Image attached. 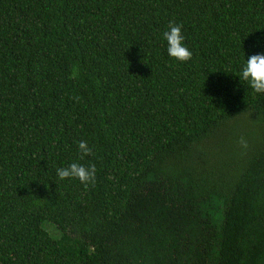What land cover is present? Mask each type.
<instances>
[{"label":"trees","instance_id":"1","mask_svg":"<svg viewBox=\"0 0 264 264\" xmlns=\"http://www.w3.org/2000/svg\"><path fill=\"white\" fill-rule=\"evenodd\" d=\"M257 53L264 0H0V264H264Z\"/></svg>","mask_w":264,"mask_h":264},{"label":"clouds","instance_id":"2","mask_svg":"<svg viewBox=\"0 0 264 264\" xmlns=\"http://www.w3.org/2000/svg\"><path fill=\"white\" fill-rule=\"evenodd\" d=\"M182 25L169 22L168 30L163 32V39L167 42V52L170 57L179 61H187L191 59L192 52L184 45V36L181 32ZM78 70L75 66L72 69L71 77L75 78ZM238 77L240 80L246 81L251 89L256 93H264V54L257 53L246 58L239 70ZM241 144L246 146L243 138ZM78 148L80 150V158L91 155L92 150L88 147L86 141H79ZM57 176L64 180L66 178H76L86 187L95 184L96 167L95 164H84L72 162L67 167L57 168Z\"/></svg>","mask_w":264,"mask_h":264},{"label":"rangeland","instance_id":"3","mask_svg":"<svg viewBox=\"0 0 264 264\" xmlns=\"http://www.w3.org/2000/svg\"><path fill=\"white\" fill-rule=\"evenodd\" d=\"M44 228H46L49 231V228L51 227V225L49 223H44ZM50 232V231H49Z\"/></svg>","mask_w":264,"mask_h":264}]
</instances>
